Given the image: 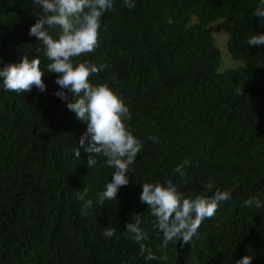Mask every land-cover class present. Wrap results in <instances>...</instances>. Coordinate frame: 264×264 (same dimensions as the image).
Segmentation results:
<instances>
[{
  "label": "trees",
  "instance_id": "trees-1",
  "mask_svg": "<svg viewBox=\"0 0 264 264\" xmlns=\"http://www.w3.org/2000/svg\"><path fill=\"white\" fill-rule=\"evenodd\" d=\"M114 0L102 17L99 47L74 58L106 64L90 80L107 83L129 108L125 123L143 143L129 184L117 200L98 203L97 193L112 182L115 169L74 147L87 130L67 102L54 95L44 45L30 36L36 22L32 0H0V69L39 56L47 85L41 93L6 91L0 78V264H235L250 256L264 264V44L248 39L264 34V18L253 13L262 0ZM171 18L174 22L169 24ZM217 21L231 24L227 52L235 70L219 73L220 52L209 32ZM58 38L59 27L49 30ZM71 99V93L65 90ZM185 160V177L174 169ZM167 178L186 196L216 189L232 199L205 219L189 243L161 248L163 234L140 202L142 185ZM93 200L81 214L76 192ZM134 214L148 233L143 243L158 257L148 261L125 230ZM116 229L111 238L103 229Z\"/></svg>",
  "mask_w": 264,
  "mask_h": 264
},
{
  "label": "clouds",
  "instance_id": "clouds-1",
  "mask_svg": "<svg viewBox=\"0 0 264 264\" xmlns=\"http://www.w3.org/2000/svg\"><path fill=\"white\" fill-rule=\"evenodd\" d=\"M36 22L31 26L29 35L35 36L44 45V56L49 61L46 71L57 76L55 83L60 90L54 93L62 101L67 102V108L74 112L76 119L87 124L86 132L79 140V147L73 148L75 157L80 158V149L88 153V167L97 164L96 157L106 158L105 165L115 169L112 182L106 184L105 190L97 193L98 203L117 200L119 189L129 184V173L137 155L143 148V143L135 137L125 123L131 119L129 108L107 83L94 85L90 78L98 74L107 65L92 63L90 60L77 62L74 58L92 54L99 47V30L102 17L114 9V0H32ZM125 7H135L134 0H124ZM254 17L264 18V0L262 6L253 13ZM174 21L169 18L167 21ZM59 27L58 38H53L50 29ZM249 46L264 44V34L251 36L247 41ZM2 63V60H0ZM39 56L29 60L28 55L19 64H10L0 69V78L6 91L31 92L35 87L41 93L47 85L43 81L46 75L41 69ZM71 93V99L66 94ZM185 160L174 171L181 177L186 176ZM214 181L205 185V192L194 198L181 192L172 180L165 178L163 182L144 183L140 202L147 204L155 221L153 229L163 234L161 248H166L169 242L180 240L184 243L192 241L198 235V229L207 218H212L219 205L232 199L230 190L213 189ZM88 189L76 192L82 207V215H88V209L93 207V200L86 199ZM242 207L261 209L264 202L259 198H249L243 201ZM144 223L141 214H134L125 230L133 235L140 245V253L148 261L158 257L143 243L148 239V233L141 227ZM103 236L111 238L116 235V229L109 226L103 229ZM251 257L244 256L235 264H251Z\"/></svg>",
  "mask_w": 264,
  "mask_h": 264
},
{
  "label": "rangeland",
  "instance_id": "rangeland-1",
  "mask_svg": "<svg viewBox=\"0 0 264 264\" xmlns=\"http://www.w3.org/2000/svg\"><path fill=\"white\" fill-rule=\"evenodd\" d=\"M209 32L215 40L217 49L220 52L222 65L219 73H225L240 67V64L233 63L227 52V42L231 34V24L224 21H217L209 26Z\"/></svg>",
  "mask_w": 264,
  "mask_h": 264
}]
</instances>
